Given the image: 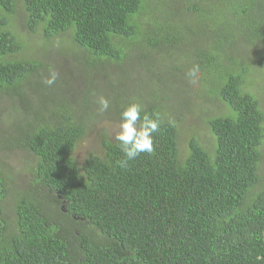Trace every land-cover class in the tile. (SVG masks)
<instances>
[{
	"label": "trees",
	"instance_id": "obj_1",
	"mask_svg": "<svg viewBox=\"0 0 264 264\" xmlns=\"http://www.w3.org/2000/svg\"><path fill=\"white\" fill-rule=\"evenodd\" d=\"M159 1L0 0V264H264V0ZM56 48L83 71L66 95ZM131 102L160 128L121 167L106 125Z\"/></svg>",
	"mask_w": 264,
	"mask_h": 264
},
{
	"label": "rangeland",
	"instance_id": "obj_2",
	"mask_svg": "<svg viewBox=\"0 0 264 264\" xmlns=\"http://www.w3.org/2000/svg\"><path fill=\"white\" fill-rule=\"evenodd\" d=\"M159 3H161L163 5L164 0H160ZM158 3V4H159ZM160 5V4H159ZM18 16V15H17ZM23 20V19H22ZM140 26H143V24H139ZM15 32L17 31L16 28L14 27ZM24 31V30H22ZM26 34V33H25ZM24 34V35H25ZM39 38V37H38ZM37 39V38H36ZM67 37L65 35H61L59 36L54 43H59L62 42L64 40H66ZM39 40V39H38ZM34 41L35 38L30 40V43L27 44V47L29 48H34ZM40 44V41H39ZM59 48H56L55 50H51L48 53H42L40 54V58L46 62H50L51 63V68L54 69L55 73H56V80H55V87L58 88L61 92H64V94H68L71 93L73 88H79L78 83H79V79L78 77L83 75V71L82 69L79 68L78 65H76L75 63H73L71 61L72 57L71 55H73V53H71V55H67L63 58L61 57L60 52L58 51ZM62 60L61 62H59L58 60ZM80 69V70H79ZM132 70V66L131 64H128V68L127 70L124 71V75L127 74L128 71ZM82 73V74H81ZM106 74H110L109 75V79L112 82H116L119 77V75L115 72H110V71H106ZM97 74H91V81L92 84H94L95 86H101L104 87V79L101 76H96ZM146 78H151L152 74H146L145 75ZM127 82V81H125ZM124 82V83H125ZM94 86V88H95ZM262 89H264V78H258V83H256L252 88H251V92L252 93H256L259 96H261V104H262V108L264 109V91H262ZM40 91V89H39ZM50 92H52L53 95H57L59 98H61V95H59L56 91H54L53 89H49ZM45 94L44 91H42V93L40 94V98H44ZM89 97V99H92L93 95H88V91H82V98H87ZM205 100L209 101L210 98H207V96H203V102H205ZM36 101V100H35ZM38 102V101H36ZM200 101V103H203ZM29 103H32V100L29 99ZM199 109H194L195 111H199L201 107H205V104H198L196 108ZM193 111V112H195ZM198 113V112H197ZM8 121V120H7ZM194 122H192L191 124V128L194 127V124H196L197 122L200 123L202 125L203 123V114L198 113L196 114V116L193 119ZM9 122V121H8ZM202 122V123H201ZM183 124L186 123L187 127H190V122H188L187 120H184V122H182ZM197 127V125L193 128L195 129ZM200 127V126H199ZM107 131L109 132V134L114 137L115 133L119 130V124L117 123H108L106 125ZM93 136H91V138L87 137L83 142H81L80 146L77 149L76 152V157L79 161H82L84 159V157L88 154V152L90 151L91 147L95 148V141L96 139L93 138ZM92 139V140H91ZM20 162L19 165L17 164L16 166L13 165V163H9V167L12 169L8 170V176L11 177V180L18 184L19 187H22V183H23V178L24 176H26V171L28 168V164L24 161L22 162L21 159H19ZM1 162V161H0ZM264 167V164L263 166ZM262 171H264V169H262ZM11 199L8 196L6 201L4 202V206L7 209L8 215H10V204H11Z\"/></svg>",
	"mask_w": 264,
	"mask_h": 264
},
{
	"label": "clouds",
	"instance_id": "obj_3",
	"mask_svg": "<svg viewBox=\"0 0 264 264\" xmlns=\"http://www.w3.org/2000/svg\"><path fill=\"white\" fill-rule=\"evenodd\" d=\"M56 80V73H50L46 80L52 85ZM99 113L102 115L110 108V102L105 97L98 99ZM143 113V115H142ZM160 121L150 117L139 102L129 103L120 113L119 130L114 139L125 159L120 161L121 167L127 166L129 161L135 160L143 153L151 154L154 151L153 133L159 131ZM257 262H264V256L257 255Z\"/></svg>",
	"mask_w": 264,
	"mask_h": 264
}]
</instances>
